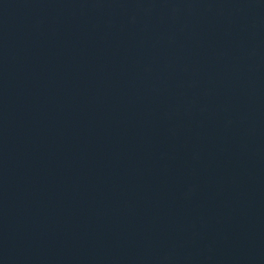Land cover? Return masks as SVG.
<instances>
[{
    "label": "water",
    "instance_id": "water-1",
    "mask_svg": "<svg viewBox=\"0 0 264 264\" xmlns=\"http://www.w3.org/2000/svg\"><path fill=\"white\" fill-rule=\"evenodd\" d=\"M0 264H264V0H0Z\"/></svg>",
    "mask_w": 264,
    "mask_h": 264
}]
</instances>
